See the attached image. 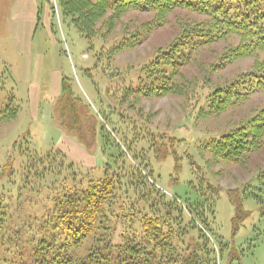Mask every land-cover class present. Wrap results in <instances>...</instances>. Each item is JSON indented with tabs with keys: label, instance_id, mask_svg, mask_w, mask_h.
<instances>
[{
	"label": "trees",
	"instance_id": "16d2710c",
	"mask_svg": "<svg viewBox=\"0 0 264 264\" xmlns=\"http://www.w3.org/2000/svg\"><path fill=\"white\" fill-rule=\"evenodd\" d=\"M57 8L87 41L98 35L96 27L108 12L111 18L103 22L100 37L112 32L115 19L128 11L153 13L144 27L99 49L96 61L104 58L107 68L112 57L133 49L149 29L164 24L168 13L184 10L204 18L179 21V32L166 47L141 64L111 71L109 80L118 78L106 89L109 98L183 97L189 110L185 117L204 120L264 91V0H57ZM233 37L237 43L224 49L218 64L253 58L248 72L220 85L209 76L194 84L182 75L199 49ZM9 79L0 66V125L20 112L16 96L5 88ZM58 103V124L65 132L77 135L86 148L100 138L101 152L107 155L103 175L92 177L58 149L40 154L26 145L15 156L17 166L14 156H8L0 166V178H8L0 184V264H245L254 246L244 248L234 240L250 216L243 200L263 203L264 170L230 191L200 175L191 199L168 196L157 185L153 162L170 157L176 178L184 160L192 173L200 172L187 153L178 152L183 140L174 132L152 129L146 117V122L119 117V122L111 119L114 130L119 126L116 140L66 78L60 82ZM196 149L201 158L202 153L210 157L206 166H244L264 149V104L231 129L199 139ZM221 193L232 208L231 242L216 223Z\"/></svg>",
	"mask_w": 264,
	"mask_h": 264
},
{
	"label": "rangeland",
	"instance_id": "374dc122",
	"mask_svg": "<svg viewBox=\"0 0 264 264\" xmlns=\"http://www.w3.org/2000/svg\"><path fill=\"white\" fill-rule=\"evenodd\" d=\"M45 1L36 0L34 7L28 0H0V66L8 70L10 79L5 88L12 90L20 106L16 119L0 125V166L8 156H14L13 163L17 166L19 158L15 156H19V149L28 145L40 154L58 149L69 162L79 165L83 170H90L92 177L100 178L103 175L107 155L101 152L100 138L97 137L94 145L86 148L77 135L65 132L58 124L60 82L66 78L76 97L90 106L92 114H97L114 139H119L115 138L119 126L114 130L111 119L125 117L144 122L147 118L152 129L165 134L174 132L175 136L183 140L177 147L178 152L187 153L199 166L200 172L192 173L188 162L184 160L176 178L170 157L153 162L157 185L168 196L191 199L192 186L197 187L200 175L210 183L230 191L248 183L264 170V149L252 155L244 166L220 163L206 166L204 160L211 162L210 157L202 153L201 158L196 149L199 139L231 129L240 119L262 107L264 91L239 107L204 120L185 117L189 110L183 97H137L120 101L106 96L107 87L110 83H116L118 78L109 80L111 71L122 72L128 66L141 64L156 49L172 42L179 32V21L198 23L204 19L202 16L184 10L168 13L164 24L149 29L144 39L133 49L112 57L107 68L104 58L99 63L96 61L99 49L102 46L106 49L118 41L122 34L135 33L136 29L154 19L153 13L128 11L116 18L112 23V32L101 38L105 30L103 22L111 18L108 12L96 27L98 35L87 41L68 19L61 16L57 0H49L47 11H44ZM236 43L237 39L233 37L199 49L192 55L189 64L181 69L182 75L194 84L201 81L202 77L209 76L213 84L220 85L240 72H248L253 58L241 59L226 66L218 64L224 49ZM214 64L218 66L212 67ZM14 178L18 180L19 174ZM5 179L8 178L2 176L0 184ZM262 199L261 205L251 198L242 203L250 216L234 242L244 248L253 244L245 264H264V195ZM231 217V205L225 193H221L215 207V218L220 234L229 242Z\"/></svg>",
	"mask_w": 264,
	"mask_h": 264
},
{
	"label": "crops",
	"instance_id": "0c3cea01",
	"mask_svg": "<svg viewBox=\"0 0 264 264\" xmlns=\"http://www.w3.org/2000/svg\"><path fill=\"white\" fill-rule=\"evenodd\" d=\"M30 3H32V5L35 7L36 6V0H28ZM22 2V1H21ZM48 3H49V0H46L44 2L45 4V8H44V11H47L49 9L48 7ZM43 5V4H42ZM48 8V9H47ZM47 14V17H49V14L47 12H45Z\"/></svg>",
	"mask_w": 264,
	"mask_h": 264
}]
</instances>
